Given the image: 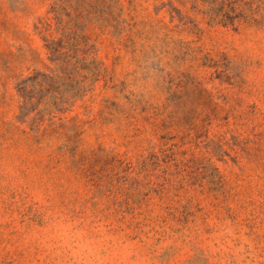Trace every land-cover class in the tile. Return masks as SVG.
<instances>
[{"label":"rangeland","instance_id":"rangeland-1","mask_svg":"<svg viewBox=\"0 0 264 264\" xmlns=\"http://www.w3.org/2000/svg\"><path fill=\"white\" fill-rule=\"evenodd\" d=\"M55 1L0 0V264H264V3L61 0L60 55Z\"/></svg>","mask_w":264,"mask_h":264},{"label":"trees","instance_id":"trees-1","mask_svg":"<svg viewBox=\"0 0 264 264\" xmlns=\"http://www.w3.org/2000/svg\"><path fill=\"white\" fill-rule=\"evenodd\" d=\"M201 2L204 5L203 12L212 22L225 26H237V23L241 20L248 22L257 21L264 0H201ZM61 9V0H56L50 9L52 15H48L41 25L42 31H47L54 26L58 32H62L59 40L55 37H46L48 41L47 47L60 55L62 54L60 51L62 40H65L69 46L70 44L71 46L75 44L71 35L73 27L62 23ZM72 48L70 47V49Z\"/></svg>","mask_w":264,"mask_h":264}]
</instances>
